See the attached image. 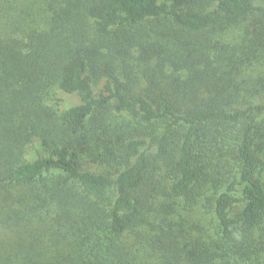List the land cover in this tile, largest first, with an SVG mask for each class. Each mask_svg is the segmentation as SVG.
I'll return each mask as SVG.
<instances>
[{"label":"trees","instance_id":"obj_1","mask_svg":"<svg viewBox=\"0 0 264 264\" xmlns=\"http://www.w3.org/2000/svg\"><path fill=\"white\" fill-rule=\"evenodd\" d=\"M0 264H264V0H0Z\"/></svg>","mask_w":264,"mask_h":264},{"label":"rangeland","instance_id":"obj_2","mask_svg":"<svg viewBox=\"0 0 264 264\" xmlns=\"http://www.w3.org/2000/svg\"><path fill=\"white\" fill-rule=\"evenodd\" d=\"M78 100L77 98L70 96V95H66L60 91H58L55 95V100L53 101V105H55V107H57L58 109L65 111L67 109H69L72 106L77 105ZM35 157V153L34 151H32V156L30 157V159H33ZM89 169L93 170V171H97V168L95 166H90ZM100 170H103V168H101ZM179 215H182L185 219L190 220V223L193 224L195 222H204L207 223L208 222V218L209 215L208 214H204L202 216H190V214H187L185 212H181L179 213ZM190 216V217H189Z\"/></svg>","mask_w":264,"mask_h":264}]
</instances>
